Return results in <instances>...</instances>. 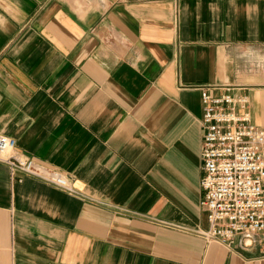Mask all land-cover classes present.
I'll use <instances>...</instances> for the list:
<instances>
[{
    "label": "crops",
    "instance_id": "0c3cea01",
    "mask_svg": "<svg viewBox=\"0 0 264 264\" xmlns=\"http://www.w3.org/2000/svg\"><path fill=\"white\" fill-rule=\"evenodd\" d=\"M264 125V0H0V264H264L207 240L202 90Z\"/></svg>",
    "mask_w": 264,
    "mask_h": 264
},
{
    "label": "built area",
    "instance_id": "2783aa9c",
    "mask_svg": "<svg viewBox=\"0 0 264 264\" xmlns=\"http://www.w3.org/2000/svg\"><path fill=\"white\" fill-rule=\"evenodd\" d=\"M250 101L248 93L234 87L202 90L200 182L208 213L202 234L229 246L257 243L264 248V125L253 121ZM0 160L13 179H22L18 172L30 173L75 192L69 176L40 165L18 150L14 137L2 132Z\"/></svg>",
    "mask_w": 264,
    "mask_h": 264
}]
</instances>
